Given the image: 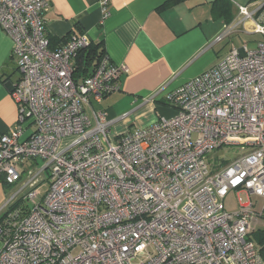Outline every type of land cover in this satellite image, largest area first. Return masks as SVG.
Wrapping results in <instances>:
<instances>
[{"label":"built area","instance_id":"2783aa9c","mask_svg":"<svg viewBox=\"0 0 264 264\" xmlns=\"http://www.w3.org/2000/svg\"><path fill=\"white\" fill-rule=\"evenodd\" d=\"M50 7L0 0L20 74L18 127L0 134V178L13 189L0 209V264H264L250 239L264 221V42L166 94L175 116L112 140L89 98L117 92L129 70L107 57L76 81L73 59L90 41L52 50ZM239 15L219 40L239 27L264 37V1ZM230 147L244 154L210 168L208 156ZM230 192L237 212L225 209Z\"/></svg>","mask_w":264,"mask_h":264},{"label":"crops","instance_id":"0c3cea01","mask_svg":"<svg viewBox=\"0 0 264 264\" xmlns=\"http://www.w3.org/2000/svg\"><path fill=\"white\" fill-rule=\"evenodd\" d=\"M173 1L106 0L104 7L102 0H49L45 15L49 39L86 35L90 43L103 42L109 60L129 70L121 76L117 92L100 102L89 98L90 114L107 113L113 140L137 122L147 126L175 116L177 110L168 104L166 94L218 65L229 53L222 54V45L234 32L219 38L240 17L239 6L264 0H227L226 14L214 10L217 0ZM12 50L11 38L0 29V134L18 127L19 111L12 93L20 74ZM250 199L259 210L262 200ZM262 228L264 221L258 222L255 231Z\"/></svg>","mask_w":264,"mask_h":264},{"label":"rangeland","instance_id":"374dc122","mask_svg":"<svg viewBox=\"0 0 264 264\" xmlns=\"http://www.w3.org/2000/svg\"><path fill=\"white\" fill-rule=\"evenodd\" d=\"M236 1H239L240 3H244V0H236ZM240 20H241L240 17L236 18L234 21V25L238 24ZM263 42H264L263 36L249 34L242 27H239L238 29L234 30V34L229 37L228 41L224 42V44L222 45V48H223L222 54L223 55L226 54L231 49L242 51L244 47H247L250 50H255L258 47V45ZM154 123H152L151 125H153ZM151 125L149 124L147 126H140L139 122H137L133 126H131L130 129L126 130L125 134H127L130 131L143 130ZM111 139L113 140L115 138L111 136ZM243 154L244 152L239 147L224 148V149L211 153L208 156L207 163L210 168H212V166H216L219 163H221L222 165H227V163L232 162L233 160L239 158ZM12 192H13V189L11 187H7L5 186L4 183L0 182V209L6 204ZM224 206H225V209L229 212H237L239 210V204L236 201L235 192H230L229 196L224 201ZM261 206L262 204L260 203L259 207ZM255 243L257 244L259 249H261L260 244L257 241ZM1 246L2 244L0 242V248Z\"/></svg>","mask_w":264,"mask_h":264},{"label":"trees","instance_id":"16d2710c","mask_svg":"<svg viewBox=\"0 0 264 264\" xmlns=\"http://www.w3.org/2000/svg\"><path fill=\"white\" fill-rule=\"evenodd\" d=\"M181 0H174L172 3L179 2ZM254 2L256 0H250ZM230 6L227 0H217L214 4V10L220 11L223 14L229 12ZM72 36H68L63 38L62 40H54L50 39V48L52 50L58 49L62 44H64L68 39ZM107 58L106 51L104 48V43L93 44L90 43L87 48L81 49L76 57L73 59V70H74V78L76 81L84 79L87 76H90L94 73L99 63ZM0 182L4 183L5 186L10 187L2 178H0ZM250 239L254 242H258L261 246L260 253L264 259V228L254 231L250 235Z\"/></svg>","mask_w":264,"mask_h":264},{"label":"bare ground","instance_id":"6f19581e","mask_svg":"<svg viewBox=\"0 0 264 264\" xmlns=\"http://www.w3.org/2000/svg\"><path fill=\"white\" fill-rule=\"evenodd\" d=\"M249 26H251V25L249 24Z\"/></svg>","mask_w":264,"mask_h":264}]
</instances>
